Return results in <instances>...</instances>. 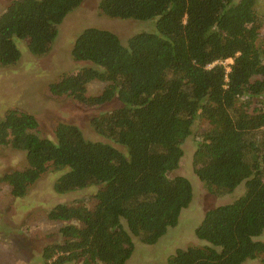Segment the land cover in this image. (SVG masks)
Segmentation results:
<instances>
[{"label":"trees","instance_id":"trees-1","mask_svg":"<svg viewBox=\"0 0 264 264\" xmlns=\"http://www.w3.org/2000/svg\"><path fill=\"white\" fill-rule=\"evenodd\" d=\"M84 0H14L0 15V64L19 62L18 40L36 56L47 54L66 16ZM259 0H100L110 18L152 21L154 30L124 44L109 30L88 28L73 43L76 73L50 84L52 95L94 107L120 106L91 120L119 148L88 140L59 123L55 140L34 115L12 109L0 120V145L22 151L25 167L1 181L23 198L50 168L61 172L59 194L96 188L91 205L57 204L47 214L62 223L46 245L48 264H126L132 236L156 244L178 224L193 200L188 179L171 177L197 120L209 129L193 155L194 172L215 196L234 202L209 210L196 236L203 246L178 249L168 264H244L264 256V19ZM232 61L226 66L225 62ZM213 65V66H210ZM92 81L105 84L87 95Z\"/></svg>","mask_w":264,"mask_h":264},{"label":"rangeland","instance_id":"rangeland-1","mask_svg":"<svg viewBox=\"0 0 264 264\" xmlns=\"http://www.w3.org/2000/svg\"><path fill=\"white\" fill-rule=\"evenodd\" d=\"M13 1L0 0V15ZM99 2L84 0L69 13L59 26V34L51 50L43 56L32 54L27 43L18 40L22 55L19 62L6 67L0 64V120L12 109L28 112L38 120L41 133L50 139L55 140L54 130L59 123H69L78 126L88 140L109 143L126 153L123 146L99 135L91 125L93 118L119 107L117 99L102 106L89 107L69 96L52 95L49 89L50 84L63 75L76 73L80 66L85 65L76 63L71 57L73 43L85 29L109 30L125 44L133 35L155 28L152 21L107 17L98 8ZM256 9L264 19V0L258 1ZM260 32L264 37V26ZM231 63L225 62L226 66ZM104 87V83L92 81L87 86V95L97 96ZM208 129L209 124L203 119L195 122L192 135L183 145L184 157L180 166L170 173L171 177H183L191 183L193 200L189 207L181 212L177 226L169 228L154 245L145 244L131 235L134 251L126 264H168V259L178 249L205 245L195 233L205 214L234 202L244 194L245 187L241 185L232 194L215 196L195 174L193 155L196 143L201 133ZM25 164L24 152L0 145V264H47L42 256L43 249L60 239L57 232L62 225L48 220V212L57 204L84 203L90 206L91 197L96 193L94 187L66 194L57 193L54 185L61 172L50 168L30 187L25 197L14 198L1 178L6 173L24 168ZM258 239L264 240V233ZM64 264L83 262L79 260ZM244 264H264V256Z\"/></svg>","mask_w":264,"mask_h":264},{"label":"built area","instance_id":"built-area-1","mask_svg":"<svg viewBox=\"0 0 264 264\" xmlns=\"http://www.w3.org/2000/svg\"><path fill=\"white\" fill-rule=\"evenodd\" d=\"M210 66H213V65H210Z\"/></svg>","mask_w":264,"mask_h":264}]
</instances>
